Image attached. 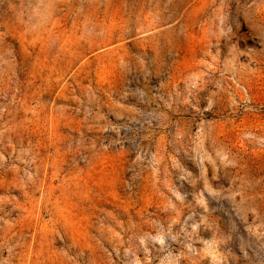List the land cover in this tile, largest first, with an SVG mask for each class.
I'll list each match as a JSON object with an SVG mask.
<instances>
[{
  "label": "rangeland",
  "instance_id": "374dc122",
  "mask_svg": "<svg viewBox=\"0 0 264 264\" xmlns=\"http://www.w3.org/2000/svg\"><path fill=\"white\" fill-rule=\"evenodd\" d=\"M0 264H264V0H0Z\"/></svg>",
  "mask_w": 264,
  "mask_h": 264
}]
</instances>
